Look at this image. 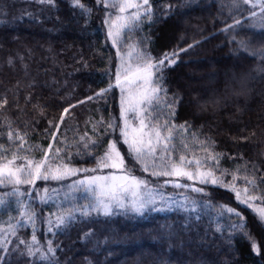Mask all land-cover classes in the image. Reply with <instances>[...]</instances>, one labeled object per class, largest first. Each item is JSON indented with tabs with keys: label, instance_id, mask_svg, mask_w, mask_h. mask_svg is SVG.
<instances>
[{
	"label": "trees",
	"instance_id": "1",
	"mask_svg": "<svg viewBox=\"0 0 264 264\" xmlns=\"http://www.w3.org/2000/svg\"><path fill=\"white\" fill-rule=\"evenodd\" d=\"M83 2L91 9L87 17L70 7L69 0H56L55 7L38 0H0V99L8 100L0 108V143H8L10 120L13 128L29 133L31 143L47 147L52 139L50 132H44L49 127L48 120L58 121L60 112L69 104L74 107L66 114L54 147L65 137L74 145L84 133L92 136L95 121L116 117L119 99L113 89L106 98L84 99L107 87L110 80L114 82L117 49L106 39L107 9L103 3ZM150 3L156 13L153 21L150 23L144 17L135 32L124 33L125 43L129 36L140 39L156 57L165 50L177 52L176 64L166 69L168 95L182 97L176 123L189 121L192 131L199 130L201 138L203 134L212 135L217 141L216 151L228 153L220 162L221 169H229L225 181L230 182L231 171L241 165L236 183L243 190L245 172L241 153L244 159L261 165L257 178L264 173V27L248 17V11L256 9L242 4V0L238 8L232 0H150ZM165 5L173 8L167 17ZM234 19L241 23L232 25ZM225 25L232 27L225 30ZM121 51H127L124 44ZM29 94L32 103L38 100L45 108L44 114L33 110L32 103H25ZM25 122L30 127L26 128ZM114 134L112 130L105 134L103 143L95 149L96 155L103 151L108 139L117 138ZM175 143L179 159V136ZM189 144L192 151L188 155H205L195 151L190 139ZM80 146L83 148L82 143ZM69 151L73 166L91 167L95 162L94 157L77 155L74 146L66 149L64 155ZM126 151L123 146L122 152ZM232 153L237 155L229 159ZM33 155L39 157L42 152ZM251 167L249 164V170ZM133 173L153 186L160 184L139 165L133 168ZM85 174L90 173L81 175ZM72 181V178L39 180L35 186H19L24 200H30L29 209L36 214L35 231L31 224L18 228L17 237L12 238L11 255L0 264H40L39 253L30 258L25 246L19 244L21 238L31 242L32 235L37 237L36 247L43 250L52 241L56 251L50 257L51 264H264V256L252 252L251 243L242 234L236 232L231 240L227 238L229 226L238 217L226 209L220 215L222 210L217 205L242 213L257 243L264 245L260 229L255 226L258 219L255 212L241 205L229 188L196 183L197 187L205 188V193H192L190 189L183 192V188L166 192L174 200L185 193L195 198L200 205L198 213L189 214L178 206L141 214L114 210L107 216L76 211L70 224L49 231L47 220H54L62 210L78 209L88 203L82 190L69 191ZM12 187L0 186V198L9 201L8 207L0 210V227L20 218L17 198L5 195ZM45 187L49 191L42 202L39 197L45 195L41 193ZM248 194H264V183ZM205 202L212 207L204 208ZM253 203L260 205L261 201ZM217 224L224 226L223 232L217 231ZM17 246L23 255L12 251Z\"/></svg>",
	"mask_w": 264,
	"mask_h": 264
},
{
	"label": "snow or ice",
	"instance_id": "2",
	"mask_svg": "<svg viewBox=\"0 0 264 264\" xmlns=\"http://www.w3.org/2000/svg\"><path fill=\"white\" fill-rule=\"evenodd\" d=\"M38 2L52 7L56 6V0H38ZM101 3L107 9L104 18L107 30L106 39L110 40L113 47L117 49L115 78L114 82L110 80L107 87L99 88L92 96L84 99L106 98V94L115 86L120 91L119 121L116 122L115 118L105 121L101 117L92 124V136L84 133L79 137V142H75L74 145H70L65 137L60 139L55 147L61 125L74 105L69 104L63 108L58 121L54 118L48 120L49 127L44 129V132H50L52 139L49 140L47 147L31 143L27 131L13 128L12 122L8 121L6 134L8 143L7 145L0 143V186H13L11 191L5 195L17 198L16 204L20 218L15 223L9 222L6 226L0 227V262L11 255L12 238L17 237L18 228L31 224L35 231L36 214L29 209L30 200H24L25 194L19 186H35L39 180L61 181L77 173H97L95 175L86 174L68 186L70 192L73 189L82 190L88 203L78 209L70 207L62 210L54 220H47L48 230L53 232L70 224L76 218L74 215L76 211L82 214L96 212L105 216L111 215L115 209L136 214L143 213L149 208L163 211L165 208L175 206L189 214L200 211L197 200L190 198L186 193L181 194L179 200H174L171 195L165 196L158 188L151 187L146 179L133 173L136 165L155 177H186L188 181H197L202 185H219L231 189L235 192L237 201L255 212L258 218L255 226L260 229L261 239L264 240V194H248L250 190L255 192L259 184L264 183V173L256 177V173L261 171V165L254 160L244 159L241 153L240 158L244 160L245 187L241 190L236 183L241 165H237V168L231 171L232 180L226 182L224 177L229 174V169H221L220 162L228 153L223 150L216 151L217 141L214 137L210 134H203L201 138L199 130L192 131L189 121L176 123L175 118L182 97L178 94L168 95L166 69L176 64L177 52L165 50L159 57H156L147 51V44L140 39L133 40L129 36L125 43L124 33L135 32L144 17H147L150 23L153 21L156 13L150 0H96L97 5ZM232 4L234 7H241V0H232ZM242 4L256 9V11H248V17L264 27V0H242ZM69 6L79 9L85 17L91 12L83 0H69ZM112 10H115V14ZM172 11L171 5L164 6L165 17ZM87 22L85 18V23ZM240 23L241 20L232 21V25ZM232 25H225V30L231 28ZM122 44L127 49L126 52L121 51ZM187 47L191 48L192 45ZM9 63H12L11 58H9ZM30 95L25 96L26 104L32 103ZM7 104V99H0V108ZM17 107H19L18 104ZM32 109L38 110L41 114L45 113V108L38 100L32 103ZM25 127H30L28 122H25ZM117 127L120 133L119 138L108 139L103 151L96 155L95 149L103 143L105 134L109 130L114 133ZM100 128H103V131H100ZM252 135L255 133L253 132ZM177 136H179L181 148L179 159H176ZM189 139L196 146L195 151H202L205 154L203 157L187 154L192 151ZM240 139L249 138L240 137ZM121 140L123 144L118 146ZM81 143L83 148L80 146ZM73 146L76 148L77 155L83 153L88 159L94 157V164L91 167L73 166L70 163L72 152L69 151L66 156L64 155L65 150ZM123 146H126V153L122 152ZM37 151L42 152V155L34 156L33 153ZM9 152L11 153L10 158ZM236 155L232 153L228 158L232 159ZM249 164L252 166L251 170L248 168ZM249 171L252 173L251 176L247 175ZM163 184L183 188L186 192L190 189L192 193H205V188L197 187L196 183H181L180 179H165ZM48 191L49 189L45 187V195L39 197L42 202ZM31 192L30 188L29 197H31ZM256 200H260L261 204L253 203ZM8 205V200L0 198V210ZM211 207L210 202H205L204 208ZM217 207L222 210L220 215L226 209L230 215L238 217V220L229 226L227 238L231 240L233 234L239 232L251 243L252 252L264 256V245L257 243L244 215L237 209L226 205H217ZM223 227L217 224V231L223 232ZM36 242V235H32L31 242L22 238L19 240V244L25 246L28 257L35 258L39 253L40 264H51L50 257L56 251L52 246V241H48L46 250L36 247ZM12 251H20L21 255L24 254L19 246Z\"/></svg>",
	"mask_w": 264,
	"mask_h": 264
},
{
	"label": "rangeland",
	"instance_id": "3",
	"mask_svg": "<svg viewBox=\"0 0 264 264\" xmlns=\"http://www.w3.org/2000/svg\"><path fill=\"white\" fill-rule=\"evenodd\" d=\"M112 12H113V14H115V10H112ZM107 31V30H106ZM110 43H111V41L110 40H108ZM112 44V43H111ZM116 62H117V57H116ZM115 71H116V66H115ZM113 91H115V93H116V96H118V99H119V97H120V91H119V89L118 88H115V86L113 87ZM115 118H117V119H115V121L116 122H118L119 121V100H118V113L116 114V117ZM117 138H119V135H120V133H119V128L117 127L116 129H115V134H114ZM120 142H122V140L120 141ZM123 143V142H122ZM82 173H77L76 175H74V176H71V177H66V178H72L73 179V181H77V180H79V179H81L82 178V175H81ZM95 174H97V173H90V174H87V175H95ZM86 175V174H85ZM151 175V174H150ZM152 176V175H151ZM154 179H157V180H159V185H152L146 178H144V179H146L148 182H149V184L151 185V187L153 186V188H158L159 189V191L160 192H162L165 196H166V192H168V191H174V190H176V191H181L179 188H176L175 186H173V185H171V184H169V185H164L163 184V181L165 180V179H180V181H181V183H199V182H197V181H188L187 180V178L185 177V178H170V177H163V176H160V177H155V176H152ZM141 178H143V177H141ZM161 179V180H160ZM72 181V182H73ZM157 184V183H156ZM162 184V185H161ZM185 191V189L183 190V192ZM43 195H44V189L42 190V192H41ZM235 194V193H234ZM236 197V196H235ZM241 205H244V206H247V205H245V204H243V203H241L240 201H238ZM248 207V206H247ZM165 209H170V208H165ZM251 209V208H250ZM116 211H119L120 209H115ZM148 210H154V209H152V208H149V209H146L144 212H147ZM253 210V209H252ZM143 212V213H144ZM132 213V212H131ZM136 214V213H135ZM141 214V213H140Z\"/></svg>",
	"mask_w": 264,
	"mask_h": 264
}]
</instances>
